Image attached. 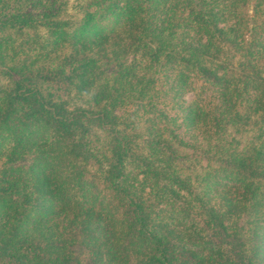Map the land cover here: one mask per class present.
Returning a JSON list of instances; mask_svg holds the SVG:
<instances>
[{"label": "trees", "instance_id": "1", "mask_svg": "<svg viewBox=\"0 0 264 264\" xmlns=\"http://www.w3.org/2000/svg\"><path fill=\"white\" fill-rule=\"evenodd\" d=\"M20 6L17 12L0 16V33L29 27L33 17L35 24V16L25 5ZM94 6L95 12L90 11ZM262 6L264 0H87L79 21L85 44L78 50L71 47V54L63 59L57 57L56 70H48L47 61L26 72L0 65L13 81L9 97L0 104V161L8 160L0 164V264H196V241L193 244L194 239H187L181 230L178 247L161 236L168 226L145 222L146 199L138 193V179L123 173L128 165H135L153 176L159 188L168 190L169 184L187 182V189L193 186V178L183 177L181 170L168 173L170 166L164 156L167 162L183 163L196 158V151L200 157L216 159L215 155L172 132L168 139L162 129L133 141L142 132L131 135L127 127L123 131L118 116L102 108V102L106 99L114 105L126 93L144 100L153 90V67L167 59V63L197 71L218 89L223 88V98H227L221 112L223 122L244 120L230 104L229 91L234 86L231 82L240 86L254 80V87L264 86V46L250 37L259 16L264 24V15H256ZM50 13L47 10L45 16ZM230 18L236 23L223 26ZM204 35L206 42H202ZM139 50L146 56L147 68L152 67L146 73L144 67L143 75L134 64L127 65V55ZM0 59L5 61L3 51ZM60 67L67 70L60 71ZM33 75L34 84L28 86ZM188 81L183 73L180 92ZM84 88L86 93L89 90L90 99L83 103L87 108L81 105L72 110L69 95L74 91L82 94ZM28 90L31 92L26 93ZM260 104L263 107L264 99ZM191 108L189 113L196 116V105ZM37 116L52 126L41 125ZM85 121L100 125L113 138L112 158L104 163L93 156L95 149L88 142L93 126ZM141 142L147 150L139 151ZM177 146L193 154L185 156ZM128 151L137 154L136 163L122 165ZM221 162L234 172L235 179L236 175L242 178V196L252 208L253 226L264 234V194H260L261 190L264 193V148L226 152ZM187 202L183 197V213L189 218L194 210ZM193 227L196 229L195 224ZM236 234V246L245 247L244 236ZM253 234L256 254L240 256L232 237L227 264H264V237Z\"/></svg>", "mask_w": 264, "mask_h": 264}, {"label": "rangeland", "instance_id": "2", "mask_svg": "<svg viewBox=\"0 0 264 264\" xmlns=\"http://www.w3.org/2000/svg\"><path fill=\"white\" fill-rule=\"evenodd\" d=\"M20 5H25L29 12L35 16L36 21L34 24L33 17L29 27L9 28L6 32L0 33V51L4 52L5 59V61L0 59V65L25 71L34 70L35 67L38 68L47 61L51 65V67L48 66V70L54 71L58 68L57 57L63 59L71 54V47L78 50L84 46L85 40L79 33L82 21H79L83 19L82 8H86L84 6H87V0H0V16H8L17 12L16 10L21 8ZM47 10H51L50 16H45ZM89 10L95 12L96 8L95 6L90 7ZM258 10L256 15H264V6ZM222 12L228 13L230 16L234 14L233 11L222 10ZM56 15L57 17H55ZM259 17L260 19L255 23L258 26L252 25L254 33L250 37L264 46V24H261L262 16ZM236 21V19L230 18L225 21L223 26L228 28ZM201 35L203 36V34ZM202 42H206L205 35ZM145 59L146 56L141 50L132 51L127 55V65L134 64L137 72L143 75L144 67V73L147 68ZM139 63H142L141 68ZM60 64L64 65V62ZM180 65L183 66V64ZM151 68L149 66L147 71ZM153 68L155 74L153 90L144 100L139 99L135 93L129 95L126 93L122 98L115 100L111 98L115 102L114 105L111 101L108 102L104 99L102 108H106L107 111L118 116L123 131L127 127L129 129L127 132H130L131 135L135 131L142 132V137L138 139L135 136L133 141L136 139L142 141L149 132L159 131L161 133L162 129L168 139L171 132L177 134L185 142L215 155L216 159L200 157L197 151L196 158L185 160L183 163L167 162V156L166 158L164 156V162L170 166L168 173L181 170L183 177L193 178V186L187 189L184 186L185 183L188 184L187 182L184 184L175 182L176 186L169 184L168 190L164 186L159 188L160 185L158 182H154L153 176H147L140 172L135 165H128L123 175L138 179L136 186L140 185L141 187L138 189V193L141 192L140 197L146 199L143 202L146 209L145 222H149L153 226H168L167 230H161V236L167 242H176L175 245L178 247L180 244L177 242V233L181 230H183L181 232H185L184 236L187 239H191V241L194 239L193 242L196 241V264H227L230 259V249H232L230 246L232 237L235 239L236 248L233 249L240 250V256H244L246 253L256 254L255 243H253L256 237L253 233L263 237L264 234H261V231L256 230L253 226L252 208L249 201L242 196L245 194L242 178L236 175L237 179H235V175H232L234 172L230 173L221 160L226 158V152L231 155L235 150L248 153V150L252 148H264V105L261 107L260 104L264 99V86L262 85L261 89L257 86L254 87L257 84L254 80H250V85L241 84L240 86L231 82L234 86H231V91H229V98L232 99L230 104L235 105L234 111L244 116L245 119L227 124V120H231V118L225 119V122L221 120L224 118L221 112L227 102V98H223V88L218 89L214 83L201 77L197 71H195L196 73L190 72L179 65L167 63V59ZM66 70L60 67V71ZM183 73L187 74L189 81L188 86L183 89L184 91L180 92L183 87ZM142 75L136 78L138 79ZM48 76L51 78L52 73ZM136 78L133 83H136ZM29 79L33 81V83L28 82V86H31L34 84V75ZM42 79L49 80L48 77ZM54 79L59 81L55 76ZM49 86L48 83L46 87ZM12 88L13 81L9 73L0 69V104L3 98L9 97V89ZM22 90L25 91V88ZM30 92L31 90L26 91V93ZM62 92L60 91V93ZM83 92L80 94L74 91L69 95L68 104L72 110L81 105L87 108L83 103L86 98L90 99L89 96L87 97L89 90L86 93L84 88ZM192 105H196V116L189 113L190 109L191 112L194 110L191 108ZM95 108L97 107L95 106ZM37 120L43 126H52V123L42 116H37ZM218 120H221L219 124ZM85 122L87 126H93L90 128L91 134L88 140L92 149H95L92 152L93 156L104 163L108 158H112L113 138L106 129L99 127L100 125ZM133 146H136L135 142H133ZM138 148L139 151H143L147 150L148 146L141 142ZM176 148L180 149V152L185 156L189 153L193 154L179 146ZM144 154L151 156L152 152L146 151ZM136 157V153L130 155L128 151L126 157L123 158L122 165L128 161L136 163L134 159ZM6 160L7 158L1 159L0 164L2 165ZM96 170L101 171L97 167ZM261 192L260 194H264ZM177 196L179 200H176ZM183 197H186L188 207L194 210V214L189 218L183 213L186 209V206L182 204ZM246 206H249L248 210H245ZM170 215H172V219H169ZM194 224L196 229L193 227ZM167 231L171 235H168ZM236 233L239 236H244L245 247L236 246V240H238Z\"/></svg>", "mask_w": 264, "mask_h": 264}]
</instances>
